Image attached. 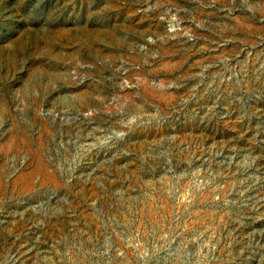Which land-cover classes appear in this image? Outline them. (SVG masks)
<instances>
[{"label":"rangeland","instance_id":"374dc122","mask_svg":"<svg viewBox=\"0 0 264 264\" xmlns=\"http://www.w3.org/2000/svg\"><path fill=\"white\" fill-rule=\"evenodd\" d=\"M0 264H264V0H0Z\"/></svg>","mask_w":264,"mask_h":264}]
</instances>
